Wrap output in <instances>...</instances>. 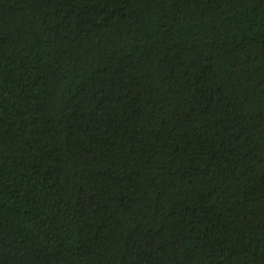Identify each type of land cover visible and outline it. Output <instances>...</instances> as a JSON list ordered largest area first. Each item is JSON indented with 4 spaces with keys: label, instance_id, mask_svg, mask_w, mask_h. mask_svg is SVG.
Segmentation results:
<instances>
[{
    "label": "trees",
    "instance_id": "trees-1",
    "mask_svg": "<svg viewBox=\"0 0 264 264\" xmlns=\"http://www.w3.org/2000/svg\"><path fill=\"white\" fill-rule=\"evenodd\" d=\"M0 264H264V0H0Z\"/></svg>",
    "mask_w": 264,
    "mask_h": 264
}]
</instances>
